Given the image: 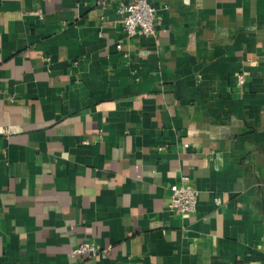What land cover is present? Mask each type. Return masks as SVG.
Here are the masks:
<instances>
[{
	"label": "crops",
	"instance_id": "obj_1",
	"mask_svg": "<svg viewBox=\"0 0 264 264\" xmlns=\"http://www.w3.org/2000/svg\"><path fill=\"white\" fill-rule=\"evenodd\" d=\"M147 1L0 0V264H264V0Z\"/></svg>",
	"mask_w": 264,
	"mask_h": 264
},
{
	"label": "built area",
	"instance_id": "obj_2",
	"mask_svg": "<svg viewBox=\"0 0 264 264\" xmlns=\"http://www.w3.org/2000/svg\"><path fill=\"white\" fill-rule=\"evenodd\" d=\"M118 13L122 17L124 32L128 38L136 36H155L157 24L155 10L147 0H133L130 3H121L118 6ZM118 45V49H121ZM236 82L243 86L246 82L245 74L239 73ZM9 131V130H8ZM171 195L168 200V207L179 214H188L196 210L199 194L197 189L190 183L173 184L170 186ZM216 204L221 203V199L215 200ZM105 250H101L93 242H83L72 251L73 257L80 260L95 257H105Z\"/></svg>",
	"mask_w": 264,
	"mask_h": 264
}]
</instances>
